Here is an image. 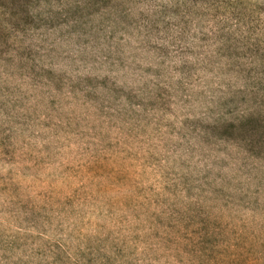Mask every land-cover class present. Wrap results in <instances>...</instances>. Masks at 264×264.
<instances>
[{
    "label": "rangeland",
    "instance_id": "1",
    "mask_svg": "<svg viewBox=\"0 0 264 264\" xmlns=\"http://www.w3.org/2000/svg\"><path fill=\"white\" fill-rule=\"evenodd\" d=\"M0 264H264V0H0Z\"/></svg>",
    "mask_w": 264,
    "mask_h": 264
}]
</instances>
